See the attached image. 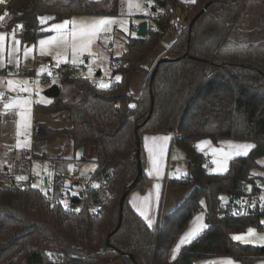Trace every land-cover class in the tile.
Masks as SVG:
<instances>
[{"label":"trees","instance_id":"obj_1","mask_svg":"<svg viewBox=\"0 0 264 264\" xmlns=\"http://www.w3.org/2000/svg\"><path fill=\"white\" fill-rule=\"evenodd\" d=\"M214 1L151 0L158 8L157 13L150 12L154 28L146 38H129L124 54L111 59L112 78L121 77L117 85L96 89L90 79L71 75L63 66L61 84L67 94L58 86L53 102L41 107L52 114L68 112L71 128L58 131L37 125L34 139L44 142L68 135L76 150L84 149V159L94 147L95 179L108 187H92L83 198L74 195L69 205L64 198L76 184L60 176L43 187L28 181L15 190L20 182L15 175L29 174L30 155L15 157L14 167L0 169V264H59L56 259H64L63 264H198L228 257L240 264H256L264 260L260 246L233 239L250 228L264 230L263 214L242 218L233 214L242 200L259 202L264 197L257 184L264 182V176L256 173L264 158V43L253 41L252 22L246 18L250 7L264 8V0H216L192 25L196 15ZM5 4H0V11ZM120 4V0H10L3 31L23 25L22 41L35 43L47 34L39 19L44 15L52 16L49 23L73 16H116L121 14ZM176 16L185 21L184 30L175 31ZM259 24L262 30L264 22ZM171 31L176 40L165 57L172 61L159 66L152 87L149 75L135 99L131 92L135 74L144 72L143 63ZM149 133L174 136V146L185 153L189 172L171 186L194 188L154 229L135 213L128 195L122 225L112 235L120 221L121 198L139 174L137 140L143 174L132 191L148 188L142 140ZM225 138L255 147L249 155L231 160L225 174H214L206 167L207 157L193 145ZM222 197H227L226 203ZM202 210L208 228L171 259L182 230Z\"/></svg>","mask_w":264,"mask_h":264},{"label":"crops","instance_id":"obj_2","mask_svg":"<svg viewBox=\"0 0 264 264\" xmlns=\"http://www.w3.org/2000/svg\"><path fill=\"white\" fill-rule=\"evenodd\" d=\"M124 1L125 0H120V3L124 5ZM145 1V6L149 9L148 12L144 14V12L139 10L138 7H135L132 8L131 16H147L146 19L140 18V21L149 22V30L151 28L153 29L155 26V24L150 21V12L156 8L157 13L158 8L153 6L151 0ZM181 1L186 4L193 2V0ZM7 3H9V0H7L6 4ZM131 25L132 31L135 29L134 27H139L137 24H135V22H132ZM248 26L250 27V23H248ZM113 29L115 33L120 31L117 26ZM0 33H4L8 36L5 50L2 56H0V93L8 94L9 102L13 101L18 96L31 100V104L27 106L28 111L23 118L14 114L17 111H20L19 109H14L13 114L0 115V169L8 166L10 167L12 165V160L15 157H19L23 154H29V174L28 176H25V180H20L19 183H27L30 181L33 184L38 182L37 184H44L46 186L50 181H53L57 176H60L64 181H66V183L76 184L68 194H78L81 198H83L84 194L81 196V193H84L83 183L90 181L91 178L96 175L95 173L98 168L95 148L91 147L88 157L84 159V149L76 150L71 137L68 135H59V137H55L44 142L34 139V128L37 125L45 124L50 129L58 131L71 128L69 120L70 114L68 112L64 111L60 112L59 114H52L47 112L45 109L42 110L41 106H46L53 102L49 96V93L48 95L45 94L47 87H42L40 85L31 83L26 77L27 75L23 74L21 71L23 66H28L30 72L27 74H38L37 66L38 57L40 55V45L38 42L41 39H44V36H42L41 39L35 43H25L22 41V38L19 35L20 32H15L16 40H19L21 43L16 45L19 50L12 52L11 50L14 46V42L12 40L13 31L7 32L2 30ZM46 35H48V33ZM175 40V33L173 31L169 32L161 41L154 53L143 63L142 67H144V72H137L135 74L132 81L133 84L131 86V92L135 99L139 98L138 96L141 94L144 86L146 85L149 75L152 74L156 68V64L163 57H165L167 48L173 44ZM25 46L33 49V51L27 56L24 54ZM10 60L11 62H9ZM47 62L52 61L47 60L46 63ZM63 66L64 65H61L62 68H64ZM44 69L46 72L48 71L46 69V64ZM98 72H101L100 76H102L103 72ZM98 72L96 73L95 77H88V79H90L92 82L96 81L97 84H99L97 77L100 76H97ZM71 75L78 77L77 71L72 70ZM8 80L17 82L26 81L28 91L21 92L19 89L16 91H10L7 86ZM25 122L28 124V127L23 126ZM165 137L168 139L165 140ZM152 138H155V140ZM173 139L174 136L172 134L149 133L146 134L142 140L146 157L145 172L148 175L149 184L145 191L136 189L135 191L130 192L129 203L135 213L142 217L147 225L148 223L145 219V216L150 217L153 222L152 226L149 227L151 229H154L159 223H163L167 218V215L177 209L194 188H174L171 186L173 180H179L181 176L186 175L189 172L185 153L181 149H178L176 146H174ZM25 142H29L27 147L18 146L20 144H24ZM240 144L252 143L226 138L220 139L219 142L215 143L213 140L205 139L196 142L193 147L198 152L205 155L207 157V161L211 160L214 162V174H225L229 169L226 172H220L217 170L218 165L219 163L223 162L225 153H232L233 146ZM197 145H200V147H197ZM150 149L152 150L151 152L149 151ZM252 150L253 148L249 151V153ZM32 154L39 156L40 159L33 158ZM239 157L229 159L228 168L231 160ZM153 159H155L157 162L158 172L157 167H154L152 163ZM263 159L264 158L259 160V165L261 167H264L263 164H261ZM16 162L18 161H15V164ZM15 164L13 162L12 166L14 167ZM149 173H151V175ZM256 173L264 176V174H261L259 170H256ZM17 178L18 177L15 175V179ZM156 185H159V188H157ZM141 212H144L145 215L142 216L140 214ZM201 225H207L204 210L197 213V215H195V217L184 227L179 239L171 250V259L176 258L184 245L195 240L203 231H205V229L208 228L207 225V227H204L198 231L196 236L190 241L183 244L180 243L188 233L192 232L194 229L200 228ZM222 261H231L232 264H240L229 257L203 260L199 261L198 264H221ZM113 264L123 263L115 262ZM256 264H264V260H259Z\"/></svg>","mask_w":264,"mask_h":264},{"label":"rangeland","instance_id":"obj_3","mask_svg":"<svg viewBox=\"0 0 264 264\" xmlns=\"http://www.w3.org/2000/svg\"><path fill=\"white\" fill-rule=\"evenodd\" d=\"M100 1V0H98ZM125 4H120L121 13L120 15L116 16H73L71 19H65L62 21H56V22H50L47 21V24H44L45 28L50 27L53 24H60L64 21H76L77 23H92L96 20L102 19V18H112L117 21V23L107 26L109 30L102 31L99 33L97 38H94V42L90 46L89 51H85L82 55H78L76 57L73 56L72 46L71 43L65 44L63 42L53 44L48 47V54H41L38 57V76H41L46 71H41L44 69L46 61L50 60L54 64L56 68H60L61 65L69 66V69L72 71H77V76L82 79H87L88 77H95L96 73L98 71H102V76L97 77L99 85L107 84L111 85L110 79L112 78V73L109 70V63L112 58L117 59V56H121L126 51V43L131 37L137 36V33L135 30L132 31V22H135L138 26H140L143 22L140 21V18L135 17V15H132V8L137 7L139 5L138 9L144 12L146 14L148 12V8L145 6V0H125ZM247 19L248 22H252L251 30L253 31L252 37L254 38L253 41H257L260 43H264V28L261 30L259 22H264V8L260 5H256L253 7H250V10L248 11ZM131 16V17H129ZM43 17L52 18L50 15H44ZM118 27L120 31L118 33L114 32L113 28ZM264 26V25H263ZM44 28V29H45ZM71 29V25H69V30ZM263 31V33H262ZM47 32V31H45ZM48 35L44 36V39L48 38L49 36L55 35V33L47 32ZM168 34V33H167ZM166 34V35H167ZM263 34V35H262ZM165 35V37H166ZM172 35V34H171ZM164 37V38H165ZM114 44V45H111ZM91 53V54H90ZM66 57V60L64 59ZM77 59V63L73 64L72 60ZM80 61H83V63H80ZM89 68H91V73L89 72ZM149 78V77H148ZM148 81V80H147ZM146 81V82H147ZM147 84V83H146ZM60 86L63 88L64 95L67 94V89L63 87L61 84V81H56L51 86L47 87L45 94L48 95V93L54 88ZM101 87V86H100ZM145 87V86H144ZM103 88V87H101ZM264 166V159L262 161ZM215 168L210 167L208 170L210 172L214 173ZM261 174H264V167L262 169H259ZM38 183V182H37ZM33 184L36 186H41L39 184ZM40 183V182H39ZM222 200L224 202H227V197H222ZM254 230L256 236H264V230L260 231L258 229L250 228ZM249 230L246 232H243V234H235L233 235H243L247 236ZM248 239L251 242H243V241H237L241 244H251L255 246H260L261 248L264 247V243H261L255 239V237H248Z\"/></svg>","mask_w":264,"mask_h":264},{"label":"snow or ice","instance_id":"obj_4","mask_svg":"<svg viewBox=\"0 0 264 264\" xmlns=\"http://www.w3.org/2000/svg\"><path fill=\"white\" fill-rule=\"evenodd\" d=\"M7 0H0V4L6 3ZM194 2V0H193ZM139 7V5H137ZM8 16V12H4L3 15H0V22L5 20V17ZM42 24H47V21L51 18L47 17H40L39 18ZM117 23L115 19L112 18H102L99 20H96L92 23H77L76 21H64L63 23L60 24H53L48 28L43 29V31L47 32H52L55 33V35L49 36L46 39H41L38 43L40 45V51L41 54H48V47L46 46H51L56 43L63 42L65 44L71 43L72 46V51H73V56L76 57L78 55H82L85 51L90 50L91 44L94 42V38H97L99 33L102 31H107L109 30L107 26L112 25ZM69 25H71V29L69 30ZM17 28L23 29V25H17ZM8 39V36L4 33H0V56H2L5 46H6V41ZM12 40L14 42V46L12 48V52H16L19 49L16 47V45H19L21 42L19 40H16L15 37V31L12 33ZM33 49L25 46V51L24 54L27 56L30 52H32ZM91 54V53H90ZM11 55V53H10ZM66 60V57L64 58ZM11 62V60L9 61ZM73 64L77 63V59L72 60ZM80 63H83V61H80ZM41 71H45V69H42ZM89 72L91 73V68H89ZM121 77L117 76L116 80L119 81ZM27 82H17L13 80H8L7 81V86L10 91H16L19 89L21 92L28 91L27 88ZM103 88L109 87L107 84H101L100 85ZM3 93H0V99L3 98ZM31 104L30 99H26L23 97H17L13 101L4 104L3 105V112H0V115H7V114H13L14 109H19L20 111L15 112L14 114L20 116L23 118L27 111L28 108L27 106ZM129 107H135V105H129ZM19 126V125H18ZM24 127H28V124L25 122L23 125ZM19 134V133H18ZM155 140V138H152ZM165 140L168 138L165 137ZM29 142H25L24 144L18 145L19 147H27ZM207 143V142H204ZM197 147H200V145H197ZM255 145L252 144H240V145H234L233 146V152L232 153H225L224 154V160L223 162L219 163L218 165V171L220 172H226L228 170V160L234 157H239V156H246L248 155L249 151L254 148ZM150 152L152 151L151 149L149 150ZM154 167H157V172H158V166L157 162L155 159L152 161ZM151 175V173H149ZM18 180H25L26 177L20 176L17 178ZM96 187V185H93ZM33 187H36V185H33ZM157 188H159V185H156ZM65 207L67 208V204L65 203ZM79 211V209H77ZM142 216L145 215L144 212L140 213ZM145 219L147 220L148 226H152V220L150 217L145 216ZM264 223V222H262ZM207 227V225H201L200 228L194 229L192 232L188 233L182 240L181 244L190 241L193 237L196 236L197 232L200 231L202 228ZM248 237H255V239L261 243H264V236H256L254 230L249 229L247 236L243 235H236L233 237V239L238 240V241H243V242H251ZM179 247V246H178ZM221 264H232L231 261H222Z\"/></svg>","mask_w":264,"mask_h":264},{"label":"built area","instance_id":"obj_5","mask_svg":"<svg viewBox=\"0 0 264 264\" xmlns=\"http://www.w3.org/2000/svg\"><path fill=\"white\" fill-rule=\"evenodd\" d=\"M10 2V0H9ZM9 3L5 4V7L0 11V15H3V13L7 10ZM7 12V11H6ZM5 21V20H4ZM4 21L0 22V31L3 30V28H5L6 26L4 25ZM173 27L176 30H184L186 28V23L185 21H183L182 17L180 16H176V18L173 20ZM136 31H138L139 27H134ZM15 32H20L21 29L15 27V29L13 30ZM46 69L48 70L45 74H42V76H37V75H33V74H27L29 73V67L28 66H23L21 68V71L23 74H26L27 78L29 79V81L33 84H37L40 86H44V87H49L51 86L53 83H55L56 81H62L64 79V68L60 67V68H56L54 66V64L52 62H47L46 63ZM95 86L96 89L100 88V85L97 84L96 81L92 82ZM110 83L117 85V80L116 78H111L110 79ZM9 95L8 94H4L3 98L0 99V111L3 112V105L7 104L9 101ZM214 165L213 161H208L206 164V167L209 169L210 167H212ZM96 176V175H95ZM95 176H93L91 178L90 181L84 182L83 183V189H84V193L88 190H90L92 187H94L93 185H96V187H103L106 188L108 187V183L104 184L101 181H97L95 179ZM257 184L262 187L264 189V182L258 180ZM25 185V183H19L15 190L18 188H22ZM78 195V194H76ZM74 195L73 194H67L65 196V200L66 203L69 205L72 197ZM263 199L261 201H257L256 199H244L242 200L241 203H239L233 210V214L236 218H242V217H249V216H256L257 214H263L264 215V197H262ZM73 208V207H71ZM264 220V219H263ZM264 222V221H263ZM262 227L264 228V223H262ZM102 252H104L105 250L102 249ZM56 261L59 264H63L64 263V259H56Z\"/></svg>","mask_w":264,"mask_h":264},{"label":"water","instance_id":"obj_6","mask_svg":"<svg viewBox=\"0 0 264 264\" xmlns=\"http://www.w3.org/2000/svg\"><path fill=\"white\" fill-rule=\"evenodd\" d=\"M216 1V0H215ZM214 2H211L210 4H207L203 9L202 11L196 15V17L193 19V22H192V25L197 21V19H199L203 14L206 13V11L208 10L209 6L212 4V3H215ZM154 12H156V8L153 9ZM148 26H149V22L145 21L143 22L140 26H139V29L137 31V36L140 37V38H146V35H147V32H148ZM187 56V54L185 55ZM167 61H172V60H169L168 58L166 57H163L157 64H156V68L154 69V71L152 72V75H151V87L153 86V78L159 68V66L163 63V62H167ZM101 75V72H98L97 76H100ZM59 93V87H54L50 92H49V96L50 97H56ZM153 105H154V98L152 100V105H151V109H150V112L152 113V110H153ZM140 126L137 127V132L139 130ZM138 142V149H137V153H136V157L138 158V177L136 178L135 182L131 185L128 186L129 190L126 191L122 198H121V201H120V221H119V225L117 226V228L112 232V235H114L118 230L119 228L121 227L122 225V211H123V208H124V201L126 200V198L128 197V195L130 194V192L132 191V189L135 188L136 186V183L138 182L140 176H142L143 172H142V162H141V157H140V150H139V147H140V142L139 140H137ZM83 192L81 193V196H83ZM262 252L264 253V247L262 248ZM130 258L133 260V256H130Z\"/></svg>","mask_w":264,"mask_h":264}]
</instances>
